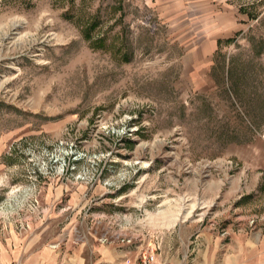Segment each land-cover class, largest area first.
<instances>
[{
  "label": "rangeland",
  "instance_id": "obj_1",
  "mask_svg": "<svg viewBox=\"0 0 264 264\" xmlns=\"http://www.w3.org/2000/svg\"><path fill=\"white\" fill-rule=\"evenodd\" d=\"M172 225L264 264V0H0V264Z\"/></svg>",
  "mask_w": 264,
  "mask_h": 264
},
{
  "label": "crops",
  "instance_id": "obj_2",
  "mask_svg": "<svg viewBox=\"0 0 264 264\" xmlns=\"http://www.w3.org/2000/svg\"><path fill=\"white\" fill-rule=\"evenodd\" d=\"M172 225L165 240H161V248L156 249L155 264H262L261 251L252 252V261H247V256L242 253L212 254L186 256L189 244L187 228ZM170 227L165 228L166 230ZM163 229V228H162ZM143 233V232H142ZM155 247L154 239L149 234L137 236L135 244L125 245L118 242L107 244L95 243L89 251H84L78 246L76 260L64 264H134L139 253L148 248ZM189 250V249H187ZM90 259L87 260V255ZM254 257V258H253ZM55 258V257H54ZM48 264H58L55 260Z\"/></svg>",
  "mask_w": 264,
  "mask_h": 264
},
{
  "label": "built area",
  "instance_id": "obj_3",
  "mask_svg": "<svg viewBox=\"0 0 264 264\" xmlns=\"http://www.w3.org/2000/svg\"><path fill=\"white\" fill-rule=\"evenodd\" d=\"M126 234V233H124ZM134 235L131 234H126V235H117L116 238L114 239V241L118 242V243H123V244H131L134 241ZM99 241L101 243H108V242H112V240L108 239V236H106V234H104V236H102L101 238H99ZM155 244V243H154ZM159 248L158 244H155V247L153 248H148V249H144L142 250L139 255L138 258L136 259V262L134 264H155L156 261V249Z\"/></svg>",
  "mask_w": 264,
  "mask_h": 264
}]
</instances>
